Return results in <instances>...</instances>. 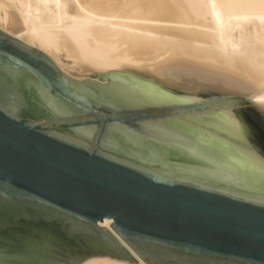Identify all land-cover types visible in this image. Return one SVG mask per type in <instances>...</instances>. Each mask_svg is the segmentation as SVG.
Masks as SVG:
<instances>
[{
  "label": "water",
  "instance_id": "obj_1",
  "mask_svg": "<svg viewBox=\"0 0 264 264\" xmlns=\"http://www.w3.org/2000/svg\"><path fill=\"white\" fill-rule=\"evenodd\" d=\"M124 51L80 81L0 29V264H264V58Z\"/></svg>",
  "mask_w": 264,
  "mask_h": 264
},
{
  "label": "bare ground",
  "instance_id": "obj_2",
  "mask_svg": "<svg viewBox=\"0 0 264 264\" xmlns=\"http://www.w3.org/2000/svg\"><path fill=\"white\" fill-rule=\"evenodd\" d=\"M0 29L77 80L121 67L123 47L166 39L264 58V0H0ZM126 56V57H124ZM253 102H264V90ZM81 264H144L95 256Z\"/></svg>",
  "mask_w": 264,
  "mask_h": 264
},
{
  "label": "snow or ice",
  "instance_id": "obj_3",
  "mask_svg": "<svg viewBox=\"0 0 264 264\" xmlns=\"http://www.w3.org/2000/svg\"><path fill=\"white\" fill-rule=\"evenodd\" d=\"M233 120L235 121V117H233ZM237 128H240L239 122H236ZM47 264H77L76 259L73 257L70 260H65V261H48Z\"/></svg>",
  "mask_w": 264,
  "mask_h": 264
}]
</instances>
